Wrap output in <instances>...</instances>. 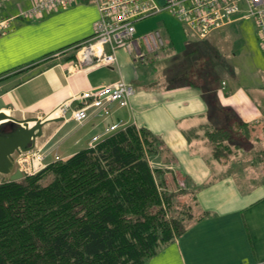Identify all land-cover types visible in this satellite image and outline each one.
<instances>
[{
    "label": "crops",
    "instance_id": "crops-1",
    "mask_svg": "<svg viewBox=\"0 0 264 264\" xmlns=\"http://www.w3.org/2000/svg\"><path fill=\"white\" fill-rule=\"evenodd\" d=\"M155 1L163 5L165 0ZM32 2L7 0L0 6V19L17 16ZM163 13L150 29L145 19L136 23V36L161 32L164 45L157 53L144 49L137 57L116 50L114 64L88 69L76 66L74 55L75 46L94 34L98 11L93 3L76 0L39 18L12 20L10 32L0 37V112L18 120L45 118L35 147L52 148V162L54 155L67 159L88 148L94 136H109L113 125L150 134L154 167L172 182L192 186L196 206L209 214L191 221L144 264L264 262V155L258 148L264 138L255 134L261 127L264 135L262 119L242 103L246 99L238 91H226V82L213 72L215 64L204 57L220 30L204 40L186 30L187 37L175 27L179 22ZM120 81L135 89L127 106L113 105L107 118L89 109L81 124L54 121L60 118L56 109L61 104L72 101L74 109L80 107L74 96ZM236 124L252 126L254 135L244 131L245 140L234 143L232 156L220 162L206 132ZM256 164L261 165L258 170L253 169Z\"/></svg>",
    "mask_w": 264,
    "mask_h": 264
},
{
    "label": "trees",
    "instance_id": "trees-1",
    "mask_svg": "<svg viewBox=\"0 0 264 264\" xmlns=\"http://www.w3.org/2000/svg\"><path fill=\"white\" fill-rule=\"evenodd\" d=\"M230 137V129L206 132L217 160L229 157ZM154 142L127 126L33 176L2 179L0 264H144L184 229L158 220L161 197L143 150L152 155Z\"/></svg>",
    "mask_w": 264,
    "mask_h": 264
},
{
    "label": "built area",
    "instance_id": "built-area-1",
    "mask_svg": "<svg viewBox=\"0 0 264 264\" xmlns=\"http://www.w3.org/2000/svg\"><path fill=\"white\" fill-rule=\"evenodd\" d=\"M6 1L0 0V6ZM75 1L33 0L31 5L20 10L17 16L0 19V37L10 32L12 20L39 18L55 8H68ZM88 1L96 6L98 20L94 34L75 46L76 66L80 68L112 65L116 62L114 52L119 49L134 53L137 57L144 55V49L147 53L159 51L164 45L161 32L155 29L136 36V23L162 12H168L185 30L191 31L201 39L234 22L252 19L264 53V0H165L163 5L157 4L155 0ZM105 47L110 49L109 53L105 52ZM134 93L132 85L120 81L80 93L73 97L75 102L80 103L79 108L74 109L72 101L65 102L57 107L56 113L60 118L71 119L78 124L87 119L89 109H94L96 117L107 118L113 105L127 106ZM67 114H70L69 119H65ZM119 127L121 126H110L106 133L112 134L118 131ZM101 140V136H94L88 148H94ZM48 156L43 147H35L27 152L15 153L12 164L14 162L23 176H33L50 164L46 161ZM60 159L55 155L53 162ZM5 177L6 181H10L8 176ZM2 179L3 175L0 174V182Z\"/></svg>",
    "mask_w": 264,
    "mask_h": 264
},
{
    "label": "rangeland",
    "instance_id": "rangeland-1",
    "mask_svg": "<svg viewBox=\"0 0 264 264\" xmlns=\"http://www.w3.org/2000/svg\"><path fill=\"white\" fill-rule=\"evenodd\" d=\"M163 14L170 16L168 12H164ZM160 17L161 15H158L145 19L147 29H150L152 25L158 23L157 20L160 19ZM175 23L177 25L175 27L180 28L182 34L188 37V32L181 26V24L177 22ZM214 40V48L208 52L206 51L204 53V57L210 58L215 64L213 72L215 73L216 78H223L222 80L226 82V91H231L232 93L238 91L242 96H244L246 102L243 101L242 103L252 108L254 114L262 119L263 123H261V125H264V53L259 43V37L255 23L252 19L234 22L215 33ZM119 50L121 52L124 51L123 49ZM74 56L76 57V53ZM130 62H132L131 59ZM222 86H224L223 83ZM237 121L238 120L234 117V122ZM230 130L231 142H229V156H232L233 151H235V148L237 147H234V143L239 144V141H242L243 137L245 136L244 131H248V134L251 138L254 134L252 126L245 127L242 124H236ZM255 134H260L261 139L263 140L264 137L262 136L264 135H262L261 127L256 129ZM152 145L155 147V143ZM45 147L46 146L43 147L44 153L49 154L46 161H51L52 163V148L48 150ZM258 148L262 150L261 154L263 156L264 143H260ZM143 150L144 156L154 174L155 184L161 197V210L158 213L160 219L158 220H164L168 223H171L172 228H177V231H180L191 221L209 214L207 211L199 210V208L196 206L194 201L195 190L192 186L178 183V181L175 179L174 182H172L170 176L160 172L162 169H157L154 167L155 165L152 163V157L151 154L148 153V147L146 145L144 146ZM223 151L224 150H222V147H220V149H218L216 152L222 153ZM259 156L260 155H258V157ZM66 160L67 159H60L58 161L65 162ZM250 160L246 159V162H250ZM227 166L229 167V165ZM246 166L250 167L251 164L247 163ZM260 167L261 165L256 164L254 165L253 169L258 170ZM15 170H17V168L13 162L11 171ZM260 170L262 171V169ZM24 177L28 176H23V178ZM50 180L51 175L45 174L39 183L43 186L48 184Z\"/></svg>",
    "mask_w": 264,
    "mask_h": 264
},
{
    "label": "water",
    "instance_id": "water-1",
    "mask_svg": "<svg viewBox=\"0 0 264 264\" xmlns=\"http://www.w3.org/2000/svg\"><path fill=\"white\" fill-rule=\"evenodd\" d=\"M67 114L65 119H69ZM64 118H56L61 122ZM47 120L27 118L18 120L4 112H0V174L8 176L10 181L23 178L19 170L11 171L13 155L27 152L35 148L36 139L42 135V127Z\"/></svg>",
    "mask_w": 264,
    "mask_h": 264
}]
</instances>
